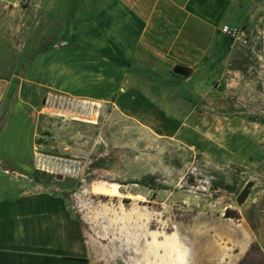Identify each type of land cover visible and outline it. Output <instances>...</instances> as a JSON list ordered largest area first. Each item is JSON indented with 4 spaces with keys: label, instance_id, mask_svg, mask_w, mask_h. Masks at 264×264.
Masks as SVG:
<instances>
[{
    "label": "rangeland",
    "instance_id": "1",
    "mask_svg": "<svg viewBox=\"0 0 264 264\" xmlns=\"http://www.w3.org/2000/svg\"><path fill=\"white\" fill-rule=\"evenodd\" d=\"M19 2L0 0V75L12 73L1 108L25 114L35 146L83 161L76 178L28 170L30 193L62 202L60 240L45 237L31 264H264V0H247L236 24L248 43L219 41L189 77L140 61L79 69L70 50L41 46ZM49 94L95 101L98 115L39 114Z\"/></svg>",
    "mask_w": 264,
    "mask_h": 264
},
{
    "label": "crops",
    "instance_id": "2",
    "mask_svg": "<svg viewBox=\"0 0 264 264\" xmlns=\"http://www.w3.org/2000/svg\"><path fill=\"white\" fill-rule=\"evenodd\" d=\"M28 1L25 8L37 14L36 36L41 46L53 48L50 51L54 54L70 50L77 68L84 66L95 73L97 62L103 68H122L140 61L145 64L144 72L155 74L158 70L168 73L175 65L197 71L217 43L227 39L220 27L237 26L247 0ZM6 5L12 12L20 2L6 0ZM1 11L4 7L0 6ZM5 31H13L12 23L6 24ZM9 46L13 50V45ZM2 50L0 45V61H6L7 52L4 56ZM101 69V75L109 78ZM10 76L12 73L0 75V264H31V255L32 259L45 260L40 256L45 237L60 240L62 202L53 194L30 193L33 187L27 173L35 172L30 121L25 114L16 118L12 109L3 112L1 108L2 97L12 85ZM142 105L134 109L152 104ZM73 237L69 235V239Z\"/></svg>",
    "mask_w": 264,
    "mask_h": 264
},
{
    "label": "built area",
    "instance_id": "3",
    "mask_svg": "<svg viewBox=\"0 0 264 264\" xmlns=\"http://www.w3.org/2000/svg\"><path fill=\"white\" fill-rule=\"evenodd\" d=\"M219 32L226 38L242 45L248 43V34L238 26L223 25ZM99 109L100 104L95 101L57 94H49L43 105L44 111H53L61 118L87 122H93V116L98 115ZM32 155L34 171L54 178H76L83 168L82 160L44 150L40 146L34 147Z\"/></svg>",
    "mask_w": 264,
    "mask_h": 264
},
{
    "label": "water",
    "instance_id": "4",
    "mask_svg": "<svg viewBox=\"0 0 264 264\" xmlns=\"http://www.w3.org/2000/svg\"><path fill=\"white\" fill-rule=\"evenodd\" d=\"M172 72L175 75L183 76V77H189L192 73V70L188 66L184 65H175L172 69ZM58 179H61V177H57ZM252 187V182H248L244 188L240 191V193L236 197V203L238 206H241L249 197L250 189Z\"/></svg>",
    "mask_w": 264,
    "mask_h": 264
},
{
    "label": "trees",
    "instance_id": "5",
    "mask_svg": "<svg viewBox=\"0 0 264 264\" xmlns=\"http://www.w3.org/2000/svg\"><path fill=\"white\" fill-rule=\"evenodd\" d=\"M227 213H228V209L225 210V215L226 216H229Z\"/></svg>",
    "mask_w": 264,
    "mask_h": 264
}]
</instances>
